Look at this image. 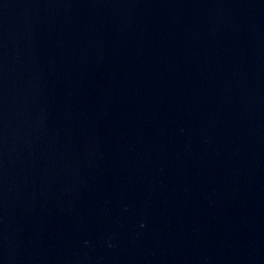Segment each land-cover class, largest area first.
Instances as JSON below:
<instances>
[{
  "label": "water",
  "instance_id": "water-1",
  "mask_svg": "<svg viewBox=\"0 0 264 264\" xmlns=\"http://www.w3.org/2000/svg\"><path fill=\"white\" fill-rule=\"evenodd\" d=\"M0 264H264V0H0Z\"/></svg>",
  "mask_w": 264,
  "mask_h": 264
}]
</instances>
